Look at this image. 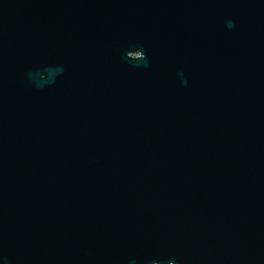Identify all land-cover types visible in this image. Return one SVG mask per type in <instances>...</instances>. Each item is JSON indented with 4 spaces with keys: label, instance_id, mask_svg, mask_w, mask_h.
<instances>
[{
    "label": "water",
    "instance_id": "95a60500",
    "mask_svg": "<svg viewBox=\"0 0 264 264\" xmlns=\"http://www.w3.org/2000/svg\"><path fill=\"white\" fill-rule=\"evenodd\" d=\"M0 264H264V0H0Z\"/></svg>",
    "mask_w": 264,
    "mask_h": 264
}]
</instances>
